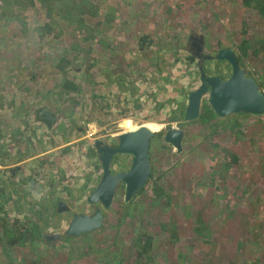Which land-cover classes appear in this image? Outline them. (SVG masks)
Returning a JSON list of instances; mask_svg holds the SVG:
<instances>
[{
	"label": "rangeland",
	"instance_id": "374dc122",
	"mask_svg": "<svg viewBox=\"0 0 264 264\" xmlns=\"http://www.w3.org/2000/svg\"><path fill=\"white\" fill-rule=\"evenodd\" d=\"M85 1H26L22 10L4 1L0 11L16 18L12 28L0 22V33L13 34L0 35V48L15 49L0 51V264H66L75 246L74 253L85 252V237L69 241L65 231L74 215L91 214L88 198L102 176L95 143L117 145L120 135L150 124L157 129L149 149L153 183L119 210L120 186L103 211L104 228L123 225L112 230L118 239L110 251L131 257L135 237L149 234L159 241L151 264H175L174 257L179 264L243 263L251 244L239 249L240 241L263 233L256 230L264 225V115L203 124L206 96L200 120L184 121L189 94L201 84L199 67L223 79L232 73L226 61L204 59L198 67L190 38L202 39L206 57L232 49L264 93V43L256 54L243 47L246 38H264V17L242 0ZM39 43L43 49L22 61L21 46ZM63 59L70 64L58 66ZM41 107L58 117L51 130L35 122ZM172 126L185 130L180 156L164 142ZM119 157L114 170L129 169L132 158ZM227 159L233 167L221 171ZM157 185L171 200L153 201ZM17 225L36 227L38 243L11 246L4 232ZM94 256L77 264H103Z\"/></svg>",
	"mask_w": 264,
	"mask_h": 264
},
{
	"label": "water",
	"instance_id": "95a60500",
	"mask_svg": "<svg viewBox=\"0 0 264 264\" xmlns=\"http://www.w3.org/2000/svg\"><path fill=\"white\" fill-rule=\"evenodd\" d=\"M146 40V39H144ZM209 60L226 61L231 66L232 73L227 79L220 76H208L203 67L200 68L201 84L189 94L184 121L197 122L201 117L204 97L218 118L246 114L252 116L264 115V93L256 79L242 69L237 55L232 49L221 50L217 56ZM36 121L48 129H52L57 117L47 108L41 107L36 113ZM149 130L147 126L127 132L118 137L117 146H110L101 141L95 143V149L100 161L102 176L88 202H100L103 208L112 207L121 185L125 186V201L130 202L145 188L153 177L150 161ZM185 132L178 127H172L164 136V142L173 146L178 153L183 151ZM117 156H130L131 165L125 172L114 173L113 161ZM104 214L97 209L94 215L76 214L70 222L65 235L77 237L100 230L104 225ZM59 236H56L58 239Z\"/></svg>",
	"mask_w": 264,
	"mask_h": 264
},
{
	"label": "trees",
	"instance_id": "16d2710c",
	"mask_svg": "<svg viewBox=\"0 0 264 264\" xmlns=\"http://www.w3.org/2000/svg\"><path fill=\"white\" fill-rule=\"evenodd\" d=\"M52 1V0H51ZM55 1V0H53ZM58 1V0H56ZM62 3L68 1L69 4H75L77 3V0H59ZM243 1V5L245 7H250V11L254 12V15H259L264 17V0H242ZM49 2L47 1H41V4H47ZM85 3H87V0L85 1ZM75 8L77 6H74ZM49 10L51 11L52 8L49 7ZM45 28V27H44ZM44 28H42L44 30ZM45 30H50L51 28L46 27ZM244 32H247V30H244ZM41 37L43 36V33H40ZM257 40V41H256ZM244 45V50L247 47V50L249 48L253 49V54L258 53L261 50V46L264 43V38L259 37L257 39L253 38L252 44H251V39H245L243 41ZM258 44V45H257ZM253 46L255 47V50L253 48ZM260 49V50H259ZM240 63H241V59ZM63 64H70L69 61L63 60L62 62L58 63L57 65L62 67ZM248 75L250 74H254V71L252 70H247L246 71ZM240 115H245V114H238L235 117H238ZM213 117L217 118V115L215 114V112L212 110V108L208 105L207 111L206 113L203 115L202 117V123L205 124L207 123V121H209V119H213ZM232 117V118H235ZM258 120L260 119L259 116L256 117ZM194 123V122H192ZM234 127V126H233ZM216 129H219L217 127H215ZM93 152H95L93 150ZM178 153V152H177ZM180 153H178V156ZM236 164H238V162L240 161L239 156H236L235 159H232ZM231 160V161H232ZM233 162H230V159L225 160L223 168L221 169V171L225 170V169H229L231 167H233L232 165ZM23 172V171H22ZM153 177H154V173H153ZM152 177V178H153ZM264 182V181H263ZM149 183H153V179H151ZM254 183V182H253ZM147 184V185H148ZM222 185V186H221ZM226 184H217V188H219V190L221 188H223V186H225ZM36 186V189L39 187ZM34 186V187H35ZM123 188V187H122ZM121 188V189H122ZM147 187H145L144 189H142L136 196V198L141 195L142 192L145 191ZM40 189V188H38ZM154 194H155V198L153 199V201H157L160 197H167V199L171 200V196L166 193L164 191L163 188H159V185L156 186V188H154ZM248 195V194H246ZM150 198V197H147ZM167 204V202H165ZM119 210L125 208L127 205H129V203L122 201L121 203H119ZM119 210H117L116 212L119 213ZM262 208H261V214H262ZM263 217V215H262ZM250 223H254V221H250ZM18 227H13V228H9V229H5V237L9 238V244L11 246H24L27 245L28 243L30 244H37L39 239H40V233H37V228L32 225H28V227H26L25 225L19 226ZM122 224H118V225H109L107 227L104 228L103 227L95 232L86 234V235H80L81 237L84 236L85 237V241L89 242L88 246H85V252H79V253H74V249L76 248V246L72 249L71 254L67 255V257H70L68 259V262L66 264H77L83 260H88L92 258V255L95 254V256L93 257L94 260H99L102 261L103 264H124L127 260H133L134 264H151V262L154 263V261L158 260V256L153 255L155 248H157V243L159 242L155 236L153 235H149V234H142V235H137L135 238V243L133 244V246H135L134 249V254L130 257L127 252L124 250H120V251H110L111 249H113L116 244H117V239H118V234L116 233L115 236H113L112 230H114V228L120 229L122 228ZM4 227H8V225H4ZM263 230V233L256 234V236H254V238H249L247 242L245 241H240L239 243V249H244L246 247L247 244H251V246L248 248V250H246V258L244 259V262L241 263L239 261H234L231 264H264V242L263 238H264V225L262 227H258V230H256L257 232H261L259 230ZM124 232H126L124 230ZM251 234V233H250ZM77 236V237H80ZM73 239V237H68V240L71 241ZM254 239V240H253ZM129 243V240H127ZM158 241V242H157ZM91 242V243H90ZM93 242L96 243H101L103 242L104 244L108 243L110 244V242H112L113 246H108L105 248H98ZM121 243L123 244V247H125L127 245V243L121 238ZM75 245V244H74ZM73 245V246H74ZM45 246H49L48 244ZM72 246V247H73ZM78 247V246H77ZM159 248V247H158ZM191 251V250H190ZM59 253H61V251H59ZM65 253V252H62ZM74 254V256H73ZM248 255H250L249 257H247ZM107 256V258H106ZM180 259L181 258H175L174 257V262L175 264H179L180 263ZM36 264V263H33ZM165 264V263H164Z\"/></svg>",
	"mask_w": 264,
	"mask_h": 264
},
{
	"label": "crops",
	"instance_id": "0c3cea01",
	"mask_svg": "<svg viewBox=\"0 0 264 264\" xmlns=\"http://www.w3.org/2000/svg\"><path fill=\"white\" fill-rule=\"evenodd\" d=\"M5 2H6V5H7V7L8 6H16V7H20V9L22 10V9H25L26 8V4H27V0H4ZM7 3H10V4H7ZM6 8V7H5ZM5 13H8V12H5ZM5 13H3V14H1L0 15V22L2 23V25H6V24H8L9 25V27H13V24H15L16 23V18H14V16L12 15V16H8L7 14H5ZM4 33H6V36L7 35H13L12 33H11V31H6V30H3L2 31V33H0V35H3ZM12 37V38H11ZM42 37H44V36H42ZM14 38H17V36H9V37H7V39L8 40H10V42H12L11 41V39H14ZM0 43L2 44L3 42H1V40H0ZM26 45V44H25ZM24 45V47H23V45L21 46L22 47V49L20 50V52L21 51H24V52H26V55L23 57V59H22V61H27V56H28V54L30 53L29 51L32 49V50H36V51H41V49H43L41 46V44L39 43V45L38 44H35L34 45V47H30V48H28V47H26ZM38 45V46H37ZM41 45V46H40ZM58 48H56L55 47V50H57ZM9 50V52H7L6 54L7 55H11L12 54V52H14L15 51V49L13 50V49H10V47H8V49L7 50H4V48H0V51H4V52H2V53H4V55H5V51H8ZM18 55V54H17ZM64 60V59H63ZM63 60H61V62L63 61ZM5 60H3V62H4ZM0 62H2V60H0ZM30 62H36L35 60H30ZM39 63H41V61H38ZM6 63V62H5ZM58 63H60V61L58 62ZM30 65V64H29ZM24 80V79H23ZM43 127V126H42ZM43 129V128H42ZM39 131V130H38ZM29 160H32V159H29ZM25 162V161H24ZM23 163V162H22ZM2 165H0V169L2 168L1 167ZM9 166H13V165H11V164H9L7 167H9ZM14 174H15V172H14Z\"/></svg>",
	"mask_w": 264,
	"mask_h": 264
},
{
	"label": "flooded vegetation",
	"instance_id": "af4514ba",
	"mask_svg": "<svg viewBox=\"0 0 264 264\" xmlns=\"http://www.w3.org/2000/svg\"><path fill=\"white\" fill-rule=\"evenodd\" d=\"M146 41V40H145ZM190 43H191V47H192V49L193 50H195V52L196 53H194L195 54V56L197 57V60L200 62L199 64H198V67H199V65H201L202 64V60H204V59H208V57H206V56H204L203 54H202V52H203V47H204V45H203V41H202V39L201 38H197V39H195V38H190ZM200 76H201V74H200ZM200 82H201V78H200ZM52 113H53V111H52V109L51 108H48ZM39 110V109H38ZM37 110V111H38ZM36 113L37 112H35V114H34V119H35V122H37L36 121ZM54 114V113H53ZM55 115V114H54ZM184 115H185V113H184ZM56 116V115H55ZM58 118V117H57ZM57 123V122H56ZM37 125H42L45 129H48V128H46V126L45 125H43V124H40V123H36ZM55 125V124H54ZM53 125V126H54ZM53 128V127H52ZM179 128V127H178ZM55 129V128H54ZM183 129V128H182ZM49 130H51V129H49ZM184 130V129H183ZM184 132H185V130H184ZM186 135V134H185ZM185 138V137H184ZM154 139V138H153ZM152 139V140H153ZM152 142V141H151ZM105 144H107V145H109L108 143H105ZM110 146H117V145H110ZM96 154H97V152H96ZM97 157H98V155H97ZM118 157V156H117ZM121 158L122 157H125V156H120ZM119 157V158H120ZM118 158V159H119ZM96 159V158H95ZM116 159V158H115ZM114 159V160H115ZM98 160H99V158H98ZM126 170H128V169H126ZM125 169L123 170L122 168L121 169H119V170H114V173H116V172H125L126 171ZM14 173V172H13ZM13 175H15V174H13ZM152 179V178H151ZM150 179V180H151ZM149 180V181H150ZM122 187H125L124 185H121ZM147 186V185H146ZM145 186V187H146ZM88 204H89V206L91 207V214L90 215H94V213H95V211L97 210V209H100L102 212L105 210L106 211V209H104L103 208V205L100 203V202H98V203H96V204H91L90 202H88ZM62 207V206H61ZM75 216V215H74ZM74 218V217H73ZM73 238H75V237H73ZM55 239H56V237H55ZM48 240V239H47Z\"/></svg>",
	"mask_w": 264,
	"mask_h": 264
},
{
	"label": "bare ground",
	"instance_id": "6f19581e",
	"mask_svg": "<svg viewBox=\"0 0 264 264\" xmlns=\"http://www.w3.org/2000/svg\"><path fill=\"white\" fill-rule=\"evenodd\" d=\"M145 126H147V127H149L150 128V130H149V139L152 141V139L157 135V129H156V126L155 125H153V124H150V125H145ZM142 127H144V126H142ZM173 127V126H172ZM171 127V128H172ZM141 128V127H140ZM168 132V131H167ZM166 135V134H165ZM150 141V142H151Z\"/></svg>",
	"mask_w": 264,
	"mask_h": 264
},
{
	"label": "built area",
	"instance_id": "2783aa9c",
	"mask_svg": "<svg viewBox=\"0 0 264 264\" xmlns=\"http://www.w3.org/2000/svg\"><path fill=\"white\" fill-rule=\"evenodd\" d=\"M28 2H35L36 0H27ZM4 7V0H0V11L2 10V8ZM92 131V128H89V132Z\"/></svg>",
	"mask_w": 264,
	"mask_h": 264
}]
</instances>
